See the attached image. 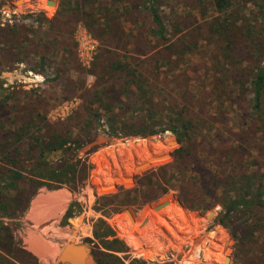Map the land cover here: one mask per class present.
<instances>
[{"label": "rangeland", "instance_id": "374dc122", "mask_svg": "<svg viewBox=\"0 0 264 264\" xmlns=\"http://www.w3.org/2000/svg\"><path fill=\"white\" fill-rule=\"evenodd\" d=\"M51 1L55 6H46V0H24L19 4H16L17 0H0V29L8 26L7 34L20 36L23 44L22 51L7 55L12 57V62L17 55L20 60H25L11 66L10 81H5L6 95H11L14 100H7V109L4 103L0 105L3 108L0 119L12 122L0 128V142L8 135H16L18 123L25 122L28 114L36 112L33 116L36 121L30 120V124L39 127L33 138H26L24 144L43 142L44 136L40 134H47L51 131L49 127L58 124H63V130L69 129L70 136L74 137L81 128L87 130L96 125L94 115L100 117L105 129L98 127L93 133L96 135L93 142L77 153V157L83 160L84 153L97 148L87 158V163L92 166L87 182L73 194L67 191L72 201L80 205V212L67 222V226L61 224V217L53 214L64 209L66 196L52 206V213L41 216L46 223L33 229L25 222V215L19 216L21 209L14 205L13 192L2 190L4 186H10L12 190L21 189L23 182L14 177L0 181V199L7 204L0 207V223L13 234L15 248L29 247L34 243L49 247H53L54 242H62L63 245L87 243L88 238L93 240L94 224L102 219L128 248V252L119 255L123 264H224L225 258H229L227 264H264V206L231 213L225 209L229 198L244 191L249 195L245 184L250 179L264 181V157L259 155L257 143L249 138L247 132H242L253 120L251 81L263 53L262 0H228L227 8L222 12L216 11L212 0H152L151 5L161 18L163 38L158 39L156 31L151 30L149 38L154 39V44L152 46L149 41V46L156 50L151 65L139 67L134 63L140 59L132 58L130 67L126 57L120 60L116 54L111 58L113 61L118 59V63H123L122 67L132 70V79L126 83L110 81L113 77L110 76L111 61L102 60V56L107 55V45H113V50L123 48L121 41L112 44L107 39L100 40L102 36H109V33L97 30L107 21L112 23L108 20L110 10L93 15L83 6L80 14L75 10L76 3L69 4L70 9L65 10L63 5L67 0ZM85 1L88 4L89 0ZM136 1L148 4V0ZM113 2L123 3L122 0ZM50 20L58 25L57 34L51 31ZM153 24L157 29L154 21ZM54 36H58L59 44L67 46H64L67 48L64 58L47 55L52 61L50 63L41 62V57H31L41 48L45 53L59 52ZM76 36L95 43L89 67L83 66L79 59ZM164 42L175 46L174 57L168 56L167 50L158 49ZM141 47H136L135 51L141 52ZM32 60L39 65L37 69ZM27 64L36 72L29 70ZM21 83L37 96L31 99L36 101L35 108L19 105ZM106 85L112 88L109 94L104 95L106 97H101L99 88L103 86L105 89ZM135 86H140V89ZM121 87H128V90ZM129 94L133 97L128 103L131 109L124 114L123 108L110 99L121 97L126 103ZM26 99L27 95H24L23 101ZM69 103L73 104L75 111L67 116ZM150 106H153V113L148 114ZM173 106H183L188 120H182L176 126L182 141L170 132L145 138L117 137L121 120L154 119L155 126L161 123L156 130L171 127L173 115L168 111ZM18 119L21 120L16 122ZM14 128L16 131H12ZM81 135L83 138L85 133L82 131ZM263 136L264 133L257 135L258 138ZM14 138L11 136V140ZM241 138L246 142L241 143ZM11 140L7 141L8 144ZM171 142L173 144L170 145ZM227 150L231 151L229 157L222 155ZM184 152L190 154L187 161ZM161 155L169 157L142 171H134L136 165L151 156ZM239 155L245 158L241 164H238ZM59 157L60 154L45 155V160L53 162ZM178 157L184 159L181 163H186L187 169L183 172L167 169ZM238 166L246 168L249 175H244L248 176V181L240 178ZM201 168L205 170L203 177L202 172L199 173ZM21 170L27 177L29 169ZM249 170H254L256 176H251ZM115 177L118 180L114 181ZM123 177L133 180L123 182ZM182 179L184 181L180 183ZM166 180L168 183L164 185ZM166 188L168 192L163 197L145 203ZM125 191H131V196H125ZM182 191L191 196L189 204L196 211L184 208ZM39 192L44 195L51 193L45 188ZM262 192L264 203V190ZM95 196L107 199L116 196L114 205L130 200L131 206L100 207L105 202L96 204ZM167 201L170 204L166 208L154 210ZM115 208L118 209L117 214L113 213ZM126 210L131 213L132 220ZM40 213L36 211L33 214L38 216ZM130 242H134L133 245ZM89 245L93 250L94 244ZM57 252L51 251L47 255L54 256ZM47 255L45 258L32 256L37 259V264H56L47 259ZM25 259L29 264H35ZM134 259L139 263L133 262ZM7 260L14 262L9 257L0 260V264H6ZM91 264H96L94 258Z\"/></svg>", "mask_w": 264, "mask_h": 264}, {"label": "trees", "instance_id": "16d2710c", "mask_svg": "<svg viewBox=\"0 0 264 264\" xmlns=\"http://www.w3.org/2000/svg\"><path fill=\"white\" fill-rule=\"evenodd\" d=\"M212 1L216 11L218 12L224 11L228 6V0ZM147 2L148 4L146 11H148L149 15L152 16L153 21L157 27V29H155L156 34L158 36H162L164 30L162 27L161 18L152 7V0H148ZM262 6L264 9V0H262ZM76 11L82 14L79 8H77ZM86 17H89V15H87ZM7 27L8 26H4L0 29V45L10 43L9 41L11 36H9L6 32ZM261 40L263 41V53L261 55V61L254 69L251 81V95L253 99L251 110L253 114V120L248 125V128L242 132H247L249 138L252 139L253 142L257 143L258 153L260 156L264 157V136L261 138L257 137L258 133H264V25L261 28ZM164 49L167 50L168 54H170L171 56V54L175 50V46H173V44L171 43L168 45L165 44ZM8 61H12V57L10 55ZM14 61L16 62V60ZM110 101L115 104L117 103L118 105H120L121 103L120 98L118 97L111 98ZM120 106L123 108L124 113H127L131 109L130 104H122ZM152 107L153 106H150L148 110L146 108L148 114L152 112ZM162 109L166 108L162 107ZM0 111H2L1 108ZM170 111H168V113L173 115V125L167 129L161 128L160 130H156V126L160 127L161 123L158 122V124L155 126L154 124L156 122L154 119H151L150 121L144 118L129 119L123 120L118 124L117 137L129 136L145 138L147 136L170 132L171 134H174L175 136L180 138V140L182 141V138L180 137L181 135L177 134L178 130L176 126L179 125L182 120L188 121L184 115V107L173 106L170 108ZM94 118L96 125L94 124L87 130L81 128V130H79V134L75 135L74 137L70 136L71 132L69 131V129L63 130V124H58L55 127H49V130L51 131L47 134H45V132L43 134H40L44 136L43 142L39 140V142H35L31 145L29 143L24 144L26 138H33L34 132L39 127L36 124H30L32 121L25 119V122L18 123V132H16V135H11L15 138L10 144H8L5 140L6 137L5 139L3 138V142L0 144V146L2 147V151L0 152V162L2 163L0 166V181H5L8 178L14 177L20 179V181L23 182L21 189L18 187L15 190H12L10 186H4L2 188V190L8 189L10 192H13L14 205L21 209V211L19 212L20 217L24 215V213L28 209L31 199L37 194L40 189L45 188L48 191L65 189L70 194H73L76 192V190H78V188H82L84 183L87 182L88 172L92 168V166L87 163V158L91 154L95 153L97 151V148H91L89 151L84 153L85 158L83 160L81 157H77V153L93 142L96 136L93 133H96L98 127L101 126L102 129H105L100 117L94 115ZM7 124L8 120H1L0 128H2V125ZM74 129H77V127H74ZM13 130L15 131V128ZM82 131L85 133V136L83 138H81ZM240 142L245 143L246 141L241 138ZM230 152L227 150V152L222 153V155L225 157H229L228 155L230 154ZM184 153H186L185 161H187V158L190 154H188L187 152ZM51 154H60V157L56 161L47 162L45 160V155ZM244 159V156L239 155L238 164L243 163ZM183 160L184 159H182V157L176 158V161H174V165H169L167 169L178 170L182 172L185 171L187 169V164L181 163L184 162ZM194 161H196V159ZM237 168H240V170L238 171V175L240 176V178H242L243 180H247L248 176L244 175H249L246 172V168L243 169L242 166H238ZM21 169H29L27 177L23 176ZM249 171L251 176H256L257 173L254 170ZM199 173L203 177V174H205V170L201 168ZM183 181V179L180 180V183H183ZM251 182L254 184H252ZM167 183L168 182L166 180L164 182V185ZM245 188L249 191V195L247 191H244L243 194H239L234 198L228 199L225 209L228 210L229 213L239 209L247 210L253 208H261L264 206V203L262 202V190H264V181H257V179L255 181L254 179H250V181L245 184ZM253 189L254 192L252 191ZM167 192L168 189L166 188L159 195L156 194L153 198L145 201V203L154 202L163 197ZM182 193V204L184 208L189 211H196V208L189 204V202H191V196L188 197L189 194L185 191H182ZM125 194V196L130 197L132 192L125 191ZM23 196H25L24 202L22 201ZM95 197V203L98 204L99 202H105L100 204V207L105 208H108L111 205L113 206V201L117 199L116 196H110L109 199L99 196ZM110 199L111 201H108L109 203L106 202ZM21 203H23V208L21 207ZM4 205L7 206V204L2 199H0V207ZM115 205V207L118 206L126 208L131 206V202L130 200L123 203L116 202ZM79 210V203L76 201L71 202L61 219V224L65 226L68 220H70L80 212ZM113 211V213L117 214L118 209L115 208ZM92 236L93 240H87V242L90 244H94L92 256L96 264H123V261L119 257V255L128 252V248L123 241L116 238L114 231L106 224L104 220H97V222L93 226ZM9 257L18 264H29V262L25 258L33 261L35 264L38 263L37 259L34 258L29 252H27L22 246L19 248H15L13 234L6 226L0 223V260L7 259ZM5 262L6 264H15L10 260H7ZM133 262L139 263V261L136 259H134ZM139 264L144 263L140 262Z\"/></svg>", "mask_w": 264, "mask_h": 264}, {"label": "crops", "instance_id": "0c3cea01", "mask_svg": "<svg viewBox=\"0 0 264 264\" xmlns=\"http://www.w3.org/2000/svg\"><path fill=\"white\" fill-rule=\"evenodd\" d=\"M113 1L114 0H89L88 4H86L85 0H67L66 5H63V6H66L65 10H68V9H70L68 6L69 4H71V3L75 4L76 3L77 6L75 7V10L77 8H79L81 11L83 6H85L87 8L88 12L93 14V15L96 13L97 14L102 13L106 10H110L109 15H108V20H111L112 23H109L107 21L104 24V26L101 25L104 28H102L101 26H98V30H97V31L107 32V33H109V36H102L103 39H100V40L107 39L111 43L112 42L118 43V41H121V45H122L121 47H123V48L117 47V48H115V50H113V48H112L113 45H111V46L107 45L106 46V50H107L106 54L107 55L102 56L103 57L102 60L103 61H111V65L109 66V68H110V76H113V77H111L112 80H110V81H112L113 83H115L114 81H117V82L121 81V83H126V82H128L129 78H131V76H132V73H131L132 70H128L126 66L122 67L123 63L122 62L118 63V59L116 61H113L111 58L118 55L119 59L121 60V58L126 57L127 64L130 67H131L130 60L132 58L133 59H140V62L134 63L135 65H137L139 67L151 65L150 62H151L152 58L154 57L156 50L149 46V43H150L149 41L152 42V46L154 44V39L152 37L149 38V34H150L151 30H152V32L155 30V26L153 24L152 16L149 15L148 11H146L147 10V4L146 3L140 4L141 2L138 3L136 0H122L123 3L120 4L118 2H113ZM113 14L115 15L114 18H112ZM49 25L52 27L51 31H53L57 34L56 31L58 30L57 29L58 25L54 22V20L53 21L50 20ZM97 25H100V22H98ZM6 32H8V28H7ZM157 37H158V39L163 38V36H157ZM53 39H55L56 44H59L58 43V36H54ZM9 42L10 43L0 45V105H1V103H4V107H6V109H7V107H9V105H6L7 100L9 102H12L14 100V98H11V95H9V96L6 95L7 90L5 87V81H7V80H8V82L10 81V77H11L10 71L13 70V69H11V66H14V65L16 66V64H19V63L22 64V61H25V60H20L19 55H17L14 59V60H16V62L15 61H13V62L8 61L9 55H7V54H10V53L15 54V51L17 52V50H19V51L23 50V44H22V40H21L20 36H17V35L11 36ZM25 42L30 43L27 40H25ZM62 42H63V39H62ZM162 42H163V40H162ZM115 43H112V44H115ZM60 44L58 46L60 48L59 49L60 54H59V52H54V51L51 53L49 51H47L45 53L43 48H41L40 49L41 51H38L37 54L32 53L31 57H35L38 59L41 57L43 59V61H41V62L49 61L50 63L52 61L49 60V57H47V55H50V56L54 55L55 57L60 56V57L64 58V56L67 52V48H66L67 46L64 45L63 43H60ZM168 44H170V42L166 43V45H168ZM142 45L146 46V47L142 48L141 47ZM64 46H66V47H64ZM136 47H141L142 51L141 52L135 51ZM164 47H165V42L158 49L161 48L160 50H163ZM10 49H12V50H10ZM7 56H8V58H7ZM168 56H170V54H168ZM174 56H175V52H173L171 54V57H174ZM27 58H28V55H27ZM103 61H101V63H103ZM32 63L36 69H37V67H39L37 62L33 61ZM119 64H121V65H119ZM52 65L55 66L54 63H52ZM120 66H121V68H120ZM28 67H29V70L35 71V68L34 69L31 68L32 66L28 65ZM58 70L59 69L57 68L56 74H58ZM135 73H134V75H135ZM38 74L42 75L41 73H38ZM135 78H136V75H135ZM20 87H19V89L21 90L20 92L22 94V99L20 100L19 105L21 104L22 106H32L33 108H35L37 106L36 101L33 102V101H31V99L35 98L37 96L33 95V92H30L27 89L29 87L26 86V84L21 83ZM111 88H112V86H110V85H109V87H108V85H106L105 89H103V86H101L99 88L101 91L100 92L101 97H103L106 94H109V92H110L109 90ZM135 88L139 90L140 86H135ZM118 89H120V87ZM121 89L122 90H128V87H126L125 89L121 87ZM55 91L56 90H54V92ZM24 95H27V99L25 101H23ZM119 95L120 94L118 92L117 96L119 97ZM104 97H106V96H104ZM131 97H132V95L129 94L128 98H127L128 100L126 101V103H124L120 97V102H121L120 105L128 104L129 101L132 100ZM38 101H41V98H39ZM12 104H15V102H13ZM11 105H10V108H11ZM2 111H3V108H2ZM35 114H37V112ZM35 114L34 113H32L30 115L28 114V116H26L25 119L36 121L35 117H33ZM1 120H3V121L8 120V123L12 124L10 119L1 118L0 123H1ZM20 120L21 119H18V120H16V122H19ZM12 131H14V130H12ZM35 133H36V131L34 132V135H35ZM5 140L10 141L11 135L6 136ZM1 143L2 142H0V144ZM49 192H51V193H48L46 195L41 194V192H39V193L37 192L38 194H36L31 199L29 206H28V209L24 213L25 222H27L28 225H31V228H33V229L34 228L36 229V227L41 226V225L43 226L46 223V221H42L43 218L41 216L46 215L48 213H52L53 212L52 206L54 204L58 203L60 201V199L62 198V196H66L67 202H66L64 209L60 213L53 212V214H56L57 218L61 217V219H62L64 213L66 212V210L68 208V205L71 202H73L71 197H70V194L67 191H65L64 189L57 190V191H49ZM169 204H170V202H168V205ZM36 211H40L41 213L37 216L36 214H33ZM29 217H32V218H29ZM68 221L70 222V220H68ZM65 226H67V224ZM87 240H90V238H88ZM87 240H86V242H87ZM34 242H36L35 239H34ZM63 244L64 243H62V242H54L53 247H49L46 244H44L45 246H36V247H41V248L46 247L48 249L50 248V250H52V251H58V254L56 253V255H54V256L50 255V256L46 257L47 259H50L53 263L55 262L57 264V259L59 257V250L62 251V249L65 246ZM34 246H35V244L34 245L30 244L29 247H25L24 249L27 252H29L31 255L35 256L30 250ZM55 246H58V249H56Z\"/></svg>", "mask_w": 264, "mask_h": 264}, {"label": "water", "instance_id": "95a60500", "mask_svg": "<svg viewBox=\"0 0 264 264\" xmlns=\"http://www.w3.org/2000/svg\"><path fill=\"white\" fill-rule=\"evenodd\" d=\"M24 0H17L16 4L22 3ZM46 6L52 7L55 6V3L51 0H46ZM173 144L172 142L170 145ZM169 155H161V156H151L148 158L145 162L138 164L134 167L135 172L142 171L146 168H148L151 164L155 162H160L164 160L165 158H168ZM114 181L118 180L117 177L113 178ZM133 178L130 177H123V182H132ZM110 188L114 189L115 186H110ZM178 203V202H177ZM168 206V202H164L157 207L154 208L155 211L161 210ZM125 213L127 214L128 218L132 220L131 213L126 210ZM93 261L92 256V247L88 243H83L80 245H74L72 243H68L64 246L62 249V252L60 253L57 264H91ZM229 261V258H225L224 264H227Z\"/></svg>", "mask_w": 264, "mask_h": 264}, {"label": "built area", "instance_id": "2783aa9c", "mask_svg": "<svg viewBox=\"0 0 264 264\" xmlns=\"http://www.w3.org/2000/svg\"><path fill=\"white\" fill-rule=\"evenodd\" d=\"M76 41H77L79 59L81 63L83 64V66L89 67L90 62L92 61V57H93L92 55L95 51V43L84 39L83 36H76ZM72 105L73 104L69 103L67 110L68 109L70 110L67 116L75 111L74 106L72 107Z\"/></svg>", "mask_w": 264, "mask_h": 264}, {"label": "bare ground", "instance_id": "6f19581e", "mask_svg": "<svg viewBox=\"0 0 264 264\" xmlns=\"http://www.w3.org/2000/svg\"><path fill=\"white\" fill-rule=\"evenodd\" d=\"M43 8V7H42ZM16 11V10H15ZM183 214V213H182ZM177 215V214H176ZM175 215V216H176ZM184 216V214L181 216V217H183ZM49 229V228H48ZM128 233V232H127ZM128 242V241H127ZM33 243V242H32ZM38 243V242H37ZM132 245H133V243L132 242H130ZM35 244V243H34ZM33 244V245H34ZM135 245V244H134ZM37 245H35L34 247H32L31 248V251L33 252V254H35V255H37L39 258H45V256L47 255V254H49L52 250H50V248L48 249V248H46V247H43V248H41V247H36ZM43 246V245H42ZM62 251H60L59 250V255H60V253H61ZM51 254V253H50ZM57 254H58V252H57ZM48 256V255H47ZM50 256V255H49Z\"/></svg>", "mask_w": 264, "mask_h": 264}]
</instances>
